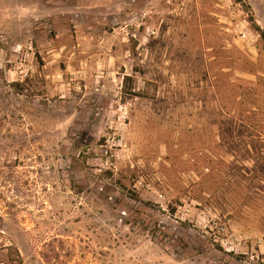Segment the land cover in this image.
I'll use <instances>...</instances> for the list:
<instances>
[{
  "label": "rangeland",
  "instance_id": "374dc122",
  "mask_svg": "<svg viewBox=\"0 0 264 264\" xmlns=\"http://www.w3.org/2000/svg\"><path fill=\"white\" fill-rule=\"evenodd\" d=\"M245 4L0 0V264H264Z\"/></svg>",
  "mask_w": 264,
  "mask_h": 264
},
{
  "label": "trees",
  "instance_id": "16d2710c",
  "mask_svg": "<svg viewBox=\"0 0 264 264\" xmlns=\"http://www.w3.org/2000/svg\"><path fill=\"white\" fill-rule=\"evenodd\" d=\"M237 1H240V2L243 1V3H246L245 7L247 9L251 10V6L249 4H247V0H237ZM251 22L253 24L254 29L257 30L261 34V36L264 38V29L261 28V26L258 24V22L256 21V19L253 16L251 17Z\"/></svg>",
  "mask_w": 264,
  "mask_h": 264
}]
</instances>
